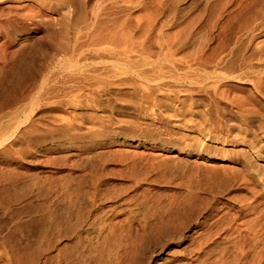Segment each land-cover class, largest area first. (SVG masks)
<instances>
[{
  "label": "rangeland",
  "instance_id": "rangeland-1",
  "mask_svg": "<svg viewBox=\"0 0 264 264\" xmlns=\"http://www.w3.org/2000/svg\"><path fill=\"white\" fill-rule=\"evenodd\" d=\"M263 6L0 0V264H264Z\"/></svg>",
  "mask_w": 264,
  "mask_h": 264
},
{
  "label": "bare ground",
  "instance_id": "bare-ground-1",
  "mask_svg": "<svg viewBox=\"0 0 264 264\" xmlns=\"http://www.w3.org/2000/svg\"><path fill=\"white\" fill-rule=\"evenodd\" d=\"M208 6V5H207ZM257 7V6H256ZM264 7V6H263ZM205 9H206V7H205ZM264 9V8H263ZM258 10V9H257ZM253 12V11H252ZM188 14V13H187ZM251 16H252V14H251ZM257 16V15H256ZM217 17V16H216ZM246 19V18H245ZM255 19H256V17H255ZM251 20V19H250ZM254 21V20H253ZM246 22V21H245ZM251 24V23H250ZM246 26V25H245ZM250 27V26H249ZM204 32V31H203ZM209 33V32H208ZM234 33V32H233ZM207 34V33H206ZM237 35V34H236ZM201 40V39H200ZM200 43V42H199ZM233 44V43H232ZM264 44V43H263ZM204 45V44H203ZM200 46V45H199ZM228 49V48H227ZM201 51H202V49H201ZM230 51V50H229ZM263 55V54H262ZM236 63V62H235ZM202 66V65H201ZM235 66V65H234ZM238 66V65H237ZM258 87V86H257ZM238 98V97H237Z\"/></svg>",
  "mask_w": 264,
  "mask_h": 264
}]
</instances>
